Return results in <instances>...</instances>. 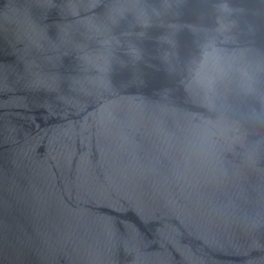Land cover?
I'll return each instance as SVG.
<instances>
[{
	"label": "water",
	"instance_id": "95a60500",
	"mask_svg": "<svg viewBox=\"0 0 264 264\" xmlns=\"http://www.w3.org/2000/svg\"><path fill=\"white\" fill-rule=\"evenodd\" d=\"M0 264H264V0H0Z\"/></svg>",
	"mask_w": 264,
	"mask_h": 264
}]
</instances>
